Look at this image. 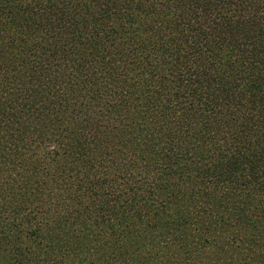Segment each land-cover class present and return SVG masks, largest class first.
<instances>
[{
	"label": "trees",
	"instance_id": "16d2710c",
	"mask_svg": "<svg viewBox=\"0 0 264 264\" xmlns=\"http://www.w3.org/2000/svg\"><path fill=\"white\" fill-rule=\"evenodd\" d=\"M0 264H264V0H0Z\"/></svg>",
	"mask_w": 264,
	"mask_h": 264
}]
</instances>
